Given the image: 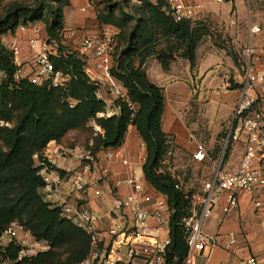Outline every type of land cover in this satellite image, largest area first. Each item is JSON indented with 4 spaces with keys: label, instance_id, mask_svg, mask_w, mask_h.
Masks as SVG:
<instances>
[{
    "label": "built area",
    "instance_id": "1",
    "mask_svg": "<svg viewBox=\"0 0 264 264\" xmlns=\"http://www.w3.org/2000/svg\"><path fill=\"white\" fill-rule=\"evenodd\" d=\"M90 7L91 0H85L80 9L87 11ZM164 8L176 21L193 23L205 19L204 0H164ZM262 31L260 24L250 25L251 36ZM120 34L119 26L99 20L92 28L64 26L60 39L46 32L42 20L20 22L14 30L2 34V42L16 66L11 83L26 78L48 87L64 88L73 74L57 66L55 57L73 53L83 61L84 72L96 86V96L105 102L104 109L87 123L93 129L89 140L70 143L52 138L33 153L37 173L44 180L39 192L51 207L58 208L61 217L88 234L89 250L76 264H206L200 257L209 255L222 235L204 228L215 207L220 205L224 213H230L238 205L240 192L264 189V52L255 55L251 41L245 46L248 59L226 139L227 144L242 142L244 145L242 157L235 166L224 167L226 146L218 157H213L203 142H197L194 158L210 159L212 167L201 186L189 190L170 161L173 136L167 133L168 147L158 171L172 175L177 180L176 186L189 198L188 211L179 221L187 252L177 261L170 254L174 209L168 194L145 176L143 164L147 153L141 152L135 160L124 140L115 146L96 147L95 144V137L105 131L97 117L119 114L122 104H127L133 114L138 109L124 83L113 72ZM69 36L76 41L69 43ZM257 58L262 60L263 70L256 67ZM8 76L0 63V84L9 80ZM233 87V78L227 75L215 92L220 94ZM67 100L71 106L78 101L72 96ZM0 124L11 125V122L0 119ZM138 165L142 166L141 174L136 171ZM224 235L230 246L236 243L234 230ZM0 244L5 252L0 264H14L51 247L48 239L35 236L18 220L3 228ZM12 245L18 246L16 257L7 251ZM218 264H264V255L251 254L236 261L231 251Z\"/></svg>",
    "mask_w": 264,
    "mask_h": 264
},
{
    "label": "trees",
    "instance_id": "2",
    "mask_svg": "<svg viewBox=\"0 0 264 264\" xmlns=\"http://www.w3.org/2000/svg\"><path fill=\"white\" fill-rule=\"evenodd\" d=\"M131 0H96L97 18L121 28V47L117 49L113 72L124 83L138 109L122 104L121 112L97 117L104 133L95 137L96 147L120 144L129 124L133 123L144 141L146 161L143 170L148 181L169 196L174 209L171 219V256L180 261L187 252L183 227L179 221L187 213L189 198L176 186L177 180L158 171L167 150V133L162 127L165 108L164 86L154 82L144 67L146 59L156 54L164 68L170 67L175 53L196 66V49L207 37L210 25L206 20L176 21L164 8V0H142L129 7ZM70 0H31L11 2L0 12V63L8 71L9 80L0 84V235L12 220H18L39 238H46L51 247L14 264H76L89 250V236L72 221L61 217L40 192L44 180L37 173L33 153L56 138L75 143L83 139L72 136L79 131L89 140L93 129L87 123L104 109V100L95 94L96 86L83 70V61L75 54L55 57L57 66L73 74L66 87H48L28 79L12 81L16 69L10 51L2 42V34L14 30L20 22L42 20L46 32L60 39L65 26V7ZM166 45L158 48L160 39ZM218 45V44H217ZM234 61L241 67L244 60L233 44L226 46ZM139 61V65L136 62ZM78 101L71 106L67 98ZM225 135V134H224ZM225 151L223 162L229 156ZM215 155L219 151L214 148ZM218 152V153H217ZM8 253L16 257L18 246H9ZM5 252L0 244V262Z\"/></svg>",
    "mask_w": 264,
    "mask_h": 264
},
{
    "label": "crops",
    "instance_id": "3",
    "mask_svg": "<svg viewBox=\"0 0 264 264\" xmlns=\"http://www.w3.org/2000/svg\"><path fill=\"white\" fill-rule=\"evenodd\" d=\"M222 1L224 0H204L205 19L231 23L223 28V32L233 37L232 44L242 56L244 65L240 67L226 47L217 45L212 40L211 28L206 37L211 45L204 50L202 46L204 39L199 43L194 69H191L190 61L180 53L174 54L169 68L162 66L156 54L150 55L144 63L150 79L164 86L165 108L162 127L166 133L173 136L170 161L180 175L181 181L192 189L201 186L212 167L210 159L194 158L193 152L197 142H203L208 152L213 157H218L220 153L217 152L218 155H215L214 144L223 133L226 138L228 136L248 59L245 46L251 41L255 55L260 56L264 52V8L256 7L253 10L255 19L252 20V16L249 15V23L240 27V22H245L242 0H238V4L236 0H232L227 8L221 6ZM84 2L85 0H70L66 5L65 27L95 26L94 14H85L80 9ZM89 10L90 8L87 12ZM251 24H260L263 28L262 33L251 36ZM245 36L247 38L245 45L239 47L241 45L238 43L239 39ZM67 41L71 43L76 39L69 36ZM136 63L139 65V61ZM255 65L263 70L261 59H255ZM227 75L233 78L234 87L217 94L215 88ZM124 141L129 154L135 160L141 152H146L144 141L135 124L129 125ZM230 145L229 156L224 163L226 169L235 166L244 151L242 142H230ZM204 228L208 232L222 234L210 254H203L200 257L206 264H218L231 251L236 261L251 254L264 255V189L240 192L238 205L230 213L226 214L220 205L216 206L214 214L204 222ZM228 230H234L237 234V241L231 246L224 235Z\"/></svg>",
    "mask_w": 264,
    "mask_h": 264
},
{
    "label": "rangeland",
    "instance_id": "4",
    "mask_svg": "<svg viewBox=\"0 0 264 264\" xmlns=\"http://www.w3.org/2000/svg\"><path fill=\"white\" fill-rule=\"evenodd\" d=\"M13 1H19V2H30L31 0H0V12L3 11L11 2ZM232 3V0H224L222 1V7L223 8H227L229 7V5ZM236 3L238 4V0H236ZM135 4V1L131 0L130 4H129V7L130 8H133V5ZM258 7L260 9L264 8V0H242V10L244 11L245 15L243 17V20L245 22H240V27L242 26H245L244 24H248L249 23V15L252 16V20H254V16H255V13H254V9ZM233 8V6H232ZM251 10V11H250ZM82 11V10H81ZM83 13H90V14H94V22L96 24V22L98 21V18H97V9H96V0H91V7H90V10L87 12V11H82ZM221 12H222V8H221ZM96 14V15H95ZM257 15V14H256ZM200 20H203V19H200ZM206 20V19H204ZM199 21V20H198ZM208 22V24L210 25V28H211V37H212V40L214 42H216L218 45H226L227 47L228 46H231V44L233 43L232 42V38L229 33H224L223 32V28H226L227 26H229V24H231L230 22H228V24L225 23V21H215L213 22L212 19H207L206 20ZM242 39H239V47L241 46H244L245 43H246V36L245 37H241ZM166 45V40H164L163 38L160 39L159 41V45L158 47H163ZM211 45V42L206 38L203 40V49L206 50L207 47L209 48V46ZM121 47V42H120V39H119V46L118 48ZM179 54V52H178ZM233 76V73L231 74ZM72 136L76 137V138H79V139H84V137H86V134L82 133V132H79V131H74L72 132ZM226 137L223 133L222 136H220V138L215 142L214 144V147L213 148H217V151H219V153H221L223 151V148L226 146V150H227V147L229 145V143L227 144V141H226ZM225 150V151H226ZM136 171L138 174H141L143 172L142 170V166L141 165H138L136 167ZM189 190L192 189V187H187ZM194 189V188H193Z\"/></svg>",
    "mask_w": 264,
    "mask_h": 264
}]
</instances>
